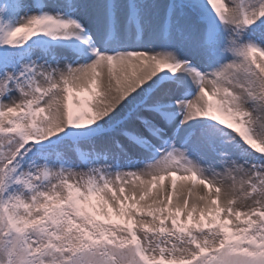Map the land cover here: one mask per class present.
Masks as SVG:
<instances>
[{
	"label": "snow or ice",
	"instance_id": "snow-or-ice-1",
	"mask_svg": "<svg viewBox=\"0 0 264 264\" xmlns=\"http://www.w3.org/2000/svg\"><path fill=\"white\" fill-rule=\"evenodd\" d=\"M0 264H264V0H0Z\"/></svg>",
	"mask_w": 264,
	"mask_h": 264
},
{
	"label": "bare ground",
	"instance_id": "bare-ground-1",
	"mask_svg": "<svg viewBox=\"0 0 264 264\" xmlns=\"http://www.w3.org/2000/svg\"><path fill=\"white\" fill-rule=\"evenodd\" d=\"M168 182L166 181L165 184H167ZM176 202V197L173 198V203Z\"/></svg>",
	"mask_w": 264,
	"mask_h": 264
}]
</instances>
